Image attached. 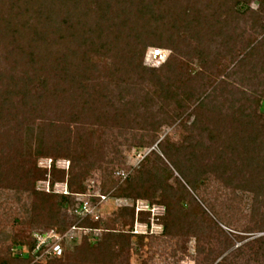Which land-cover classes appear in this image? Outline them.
<instances>
[{"label": "rangeland", "instance_id": "1", "mask_svg": "<svg viewBox=\"0 0 264 264\" xmlns=\"http://www.w3.org/2000/svg\"><path fill=\"white\" fill-rule=\"evenodd\" d=\"M69 1L0 0V264H36L15 256L11 247L52 228L47 223L56 210L46 206L52 202L45 194H55L47 193L44 182L56 193L63 190L61 171L69 179L75 165L67 152L85 156L89 166L76 201L97 203L98 218L107 221L112 235L129 229L130 208H135L124 252L111 258L104 253L99 264H264V114L249 109L252 99L264 97V42L255 45L264 31L251 26L250 18L258 12L264 27V4L141 0L168 24L142 14L139 38L157 43L160 34L161 40L173 34L175 48L147 45L142 57L131 59L126 42L112 40L107 30L99 35L94 29L93 46L82 34L102 19L108 25L109 15L139 14L133 3L139 0H112L107 9L112 13L105 16L97 9L107 0H80L72 11ZM51 6L59 30L46 27ZM226 7H248L254 14L234 22L230 18L236 14L221 12ZM182 12L190 19L182 22ZM227 24L231 34L223 36ZM100 42L105 45L97 46ZM152 48L162 49L164 59L147 58ZM63 59L79 68L74 78L56 69ZM168 60L181 65L180 73L199 77L201 91L199 80L175 90L154 77ZM26 78L30 82L24 86ZM164 150L176 159L191 153L201 158L207 178L198 181L199 189L189 187ZM162 168L171 172L166 228L161 217L167 208L159 192L142 197L118 192L143 169ZM174 192L183 199L175 200ZM101 194L105 198L97 201ZM35 202L41 206L37 210ZM138 210L149 214L137 216ZM64 214L68 210L60 209L59 216ZM70 227L64 231L65 256L73 255L82 234L90 235L96 248L104 233ZM118 247L113 244L109 251L116 254Z\"/></svg>", "mask_w": 264, "mask_h": 264}, {"label": "trees", "instance_id": "2", "mask_svg": "<svg viewBox=\"0 0 264 264\" xmlns=\"http://www.w3.org/2000/svg\"><path fill=\"white\" fill-rule=\"evenodd\" d=\"M47 1V0H45ZM58 1L59 0H55ZM80 0H70L69 1V5H67L69 7V10L72 11L74 8L79 7ZM107 4L104 5L102 4V1L100 3V5L98 6V9H100V12L103 13V16H105L108 13H112L110 11H107V9L109 7H111V2L112 0H107ZM228 1V0H227ZM233 1V0H232ZM229 1V2H232ZM248 0H234L233 2V6H243V5H248ZM43 1H40L39 5L43 6ZM139 2V3H137ZM260 3V5L264 4V0H259L258 1ZM117 3V2H116ZM129 2H127L126 4H128ZM134 5H139V9L138 12L139 14L136 13H127L124 16H113V15H109L110 17L107 18L110 20L109 24L107 25H102L103 21L102 17H100L102 19V22L100 23H96L95 25H93L92 29H88L85 30L82 34L85 43L91 44L92 46L94 45V35H93V31L97 30L96 32H98L97 34H101L103 31H108L110 33V35L112 36V40H116L117 39H122L123 41H125L126 45L129 47V53H130V57L131 59H133V55L138 56L139 58L143 56L144 51H145V47L147 45H152V44H158L160 46L163 47H167V48H171L174 50L173 46L175 43V39L173 37V34L171 36V34H166L167 37H163V40H161V38L159 39V41L156 43H152L151 41H149L150 43H145L143 42V40H141L139 38V35L143 29V25L141 24V18L142 14H150V16H153L156 20L155 21H161L164 23V25H167L168 22L165 20H162L163 16L160 17L159 12H157L155 14V10H153L151 3H148L146 5H140L142 4V1H136L133 2ZM131 4V2H130ZM129 4V5H130ZM50 6V5H49ZM127 7H124V9L126 10L128 8V5H126ZM141 6H143L141 8ZM41 7V6H40ZM130 7V6H129ZM54 7L51 6V10H49V12H47L45 14V18H46V27L47 29H49L50 31H54V30H59V23L56 22V12L53 10ZM104 8L106 9V12L104 11ZM119 11V8H117V12ZM127 11H131L130 9ZM167 10H162V12L164 13ZM223 12V14L226 15H231V14H236L237 16L233 19L230 18V21H237L239 18L241 19V17L248 15L249 16L253 15L255 13V17H250L251 18V26H258L260 30L264 31V27L263 25L259 24V19H260V14L258 12H254L252 10H249L248 7L247 8H233L230 10L229 7H226L225 12ZM232 12V13H231ZM183 15L180 17V20L183 22V20L186 19H190L187 17L186 12H182ZM141 14V15H140ZM165 14V13H164ZM225 15V16H226ZM172 17V16H171ZM228 17V16H227ZM239 19V20H240ZM154 20V19H153ZM192 22V20H191ZM225 22L224 20H220L218 23ZM231 23V22H230ZM229 23V24H230ZM220 24V25H222ZM229 24H227V29H222L220 28V30H218V33L221 32V29L223 30V32H221V35H226V33L231 34V31L229 29ZM224 26V25H223ZM72 27V25H71ZM91 28V27H88ZM95 29V30H94ZM35 31V29H34ZM220 31V32H219ZM75 30L71 31V35L75 37ZM194 32V36L198 38L199 40V44L200 46H204V41L200 38V36L198 37L196 31ZM20 33V32H19ZM18 33V34H19ZM112 33V34H111ZM121 34L123 36H121ZM93 35V36H92ZM229 36V35H228ZM101 39H98L97 41H99ZM42 41L46 40L43 38ZM94 41V42H93ZM44 42V43H45ZM174 42V43H173ZM261 42H264V35L263 38L257 43L255 44L256 46L260 45ZM249 43V42H248ZM247 43V44H248ZM48 44V43H46ZM100 45L97 46H101L103 47L105 45V43L103 44V42L99 43ZM249 45V44H248ZM264 46V43H263ZM95 47V46H94ZM225 48L227 46H224ZM256 49V47H253L251 51H249L246 55H244L246 57H248V55H251L252 52H254V50ZM209 52V51H208ZM264 52V48L263 51ZM220 53L218 52V55ZM221 55V54H220ZM243 58V59H244ZM242 60V58L240 59ZM64 59L60 62L59 67L57 66L56 69L59 70V73H63L67 78H74V72H77V69L79 70V68L73 64L72 62H63ZM175 61V60H174ZM63 62V65H61V63ZM181 66V65H180ZM180 66H178L175 62V64L172 63V60H168L165 63H163V68L159 69V71L163 70V74H161V71L159 72L160 74L155 75L154 77H156L161 83H163L164 85L168 84L169 88H174L175 90L180 87V84L186 83L189 80H199L200 83L198 84V87H196L197 89L203 87V84L201 83V79L199 77L193 79L194 77H190V75H187L185 73H180ZM82 67H84V69H88L85 68V66L82 65ZM76 70V71H75ZM196 77V76H195ZM22 81L24 82V86L25 84H29L30 80L26 79H22ZM160 83V84H161ZM262 84L264 86V81H262ZM254 100V101H253ZM0 102H2V100H0ZM252 104L250 106L249 109H251L253 112H256V116L258 117H262V115L264 114V97L261 98H257L256 99H252ZM201 105V104H200ZM253 108V109H252ZM254 112V114H255ZM40 142V141H39ZM165 156L168 158V160L171 162L170 164L173 165V167L178 171V173L182 176V178L185 180V182L189 185V187H191L193 190H197L199 189L198 186V181L203 180L204 178H207L206 173H205V166L204 164H201V158L198 161V159L195 157L194 153L185 155L183 157H180L178 159H176L177 156L174 155H170V153L166 150L163 151ZM38 154V153H37ZM39 154H45V153H39ZM67 157H69L72 161L75 162V165H73V169L71 170V172L73 171V174L71 173L68 177H63L64 173L63 170L61 171L62 173V178L59 179V183H65L66 187H67V191L66 193H62V192H58L56 193L55 191H53L52 189L48 190L47 193L49 194H55V195H47V199L46 201L48 202H52V203H48V206H52L54 207V210H56L55 214H53V216L50 218V222L47 223V225L51 226L54 231L61 233L66 231L70 226H77L80 227L82 230L84 229H88L92 232V230L95 229H99L101 230L103 233V237L101 239V241H98V246L95 248H93L91 245L92 240L90 238V235L88 234H82L81 235V239H80V243L77 245H73V255H66L65 250L63 251V253L59 256H53V257H49L46 259H37L35 260V255L33 254V246L35 245V237H31L29 239L26 240H20L18 242H16L11 249L15 252L14 255L15 256H20L22 257V259L28 260V261H34L36 262V264H46L47 261L49 262V260L52 261V264H99L100 262H102V257H104V253H108L110 255H114V256H118L120 254H122V252H124L126 244L128 243V239L126 236H128V234H132L131 233V227L133 226V218L134 217V205L131 206L130 208V224L128 225L129 229L127 230H118L117 232L120 233V235H112L110 232H112V229H110L108 227L107 221H104L100 218H96V219H92L89 216L86 217H80L79 215H77L76 213L73 212L74 208H76L77 206L80 205L79 201H76L75 199V194H82L84 193V187L82 185V181L84 180V178L87 175V171L89 169V166H87L88 164L86 163V157L85 156H79L76 157L72 152H67L66 155ZM148 159V158H146ZM51 162L54 164V160L51 158ZM196 162L199 164L197 165ZM69 165H70V161H69ZM71 166V165H70ZM75 168V169H74ZM63 169V168H62ZM66 170V169H64ZM169 174H171V172L167 169V168H162V169H154V171H151L149 169H143V171L141 172L140 178L136 181L130 182L128 183L129 185L127 187H123V188H119V194H123L125 196H130L132 195V193L134 194L133 196L135 197H142L144 194L146 196V193L149 192L150 194H154L155 192H159L161 197H163L162 199V203L166 206L167 208V215L162 216L161 219L164 222V227L166 228L168 226V214H169V204L165 201V194L169 193V190H172V188H169L170 186L167 185V178L169 176ZM150 179H149V178ZM40 178V177H39ZM37 178V179H39ZM35 179V180H37ZM45 179V178H44ZM146 179L151 180V184H147ZM135 192V193H134ZM137 192V193H136ZM141 193H144L143 195H141ZM174 195V199H178V201H180L181 199H183L179 193H173ZM180 196V197H179ZM51 197H53L54 199H50ZM46 203V202H45ZM41 206L38 203H33V209L37 210L39 209ZM45 208V205L43 206ZM50 208V207H49ZM65 208L66 210H68L69 214H64V215H60L59 216V211L60 209ZM49 210V209H48ZM174 210V209H172ZM51 211V209H50ZM149 211H142V210H138L137 211V216L139 215H144V214H149ZM122 217V214L119 215ZM92 234V233H91ZM35 235V234H34ZM113 244H117L119 245L118 247V251H116V254H113V250H111V247H113ZM2 264H5V262H3Z\"/></svg>", "mask_w": 264, "mask_h": 264}, {"label": "built area", "instance_id": "3", "mask_svg": "<svg viewBox=\"0 0 264 264\" xmlns=\"http://www.w3.org/2000/svg\"><path fill=\"white\" fill-rule=\"evenodd\" d=\"M164 52L162 49L159 48H152L148 51L147 58L150 59H164ZM46 184L47 189H52L50 184L48 182H44ZM62 186H64L62 193H66L67 187L65 183H60ZM58 183H55L53 186L60 185ZM53 190V189H52ZM54 191V190H53ZM59 192V191H58ZM100 199H97V201H100L105 198V195H97ZM80 205L74 208L73 212L79 215L80 217H86L89 216L92 219H96L99 217L98 215V209H97V203H91L88 200H80ZM77 226H71L70 229H75ZM80 228V227H77ZM69 229V230H70ZM81 229V228H80ZM65 232L58 233L54 231L53 229H50L49 232H41L35 234V245L33 246V254L35 255V259H46L53 256H59L63 252L62 245L65 241Z\"/></svg>", "mask_w": 264, "mask_h": 264}]
</instances>
